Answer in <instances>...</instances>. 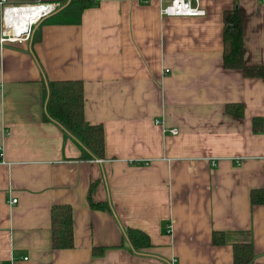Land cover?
<instances>
[{
  "label": "crops",
  "instance_id": "0c3cea01",
  "mask_svg": "<svg viewBox=\"0 0 264 264\" xmlns=\"http://www.w3.org/2000/svg\"><path fill=\"white\" fill-rule=\"evenodd\" d=\"M67 1L0 0V33L4 2ZM165 1L94 0L80 24L45 23L50 14L33 41L0 45V264H235L236 242H252L264 264V204L251 201L264 188V80L224 65V12L237 6L245 62L264 64V0H202L199 17H164ZM45 76L83 81L102 161L80 160L44 121ZM90 188L115 214L92 208ZM55 204L73 209L72 248L52 246ZM129 227L152 246L134 253Z\"/></svg>",
  "mask_w": 264,
  "mask_h": 264
},
{
  "label": "trees",
  "instance_id": "16d2710c",
  "mask_svg": "<svg viewBox=\"0 0 264 264\" xmlns=\"http://www.w3.org/2000/svg\"><path fill=\"white\" fill-rule=\"evenodd\" d=\"M94 0H68L45 20L52 24H80L86 8L94 5ZM245 16L240 7L224 12V65L229 69H240L246 77H258L264 80V64H247L244 50ZM33 37V34H32ZM31 37L30 40L33 41ZM40 36L35 37L38 41ZM32 54L39 64L35 50ZM85 91L82 80H49L44 77V121H52L60 125L73 138L81 149L80 160L102 159L105 157V133L102 124H94L85 118ZM228 113L242 117L244 107L241 104H228ZM263 120L255 118V129L262 127ZM93 187V184H92ZM92 208L109 210L115 214L109 200L96 202L89 193ZM253 204H264V188H256L251 193ZM52 246L54 249L74 247L73 209L68 204H55L52 207ZM124 237L134 253H142L152 246L148 233L138 228H123ZM213 242H224V233L215 231ZM235 264H253L255 250L252 242H236L233 244ZM96 255L102 254L104 248L95 247Z\"/></svg>",
  "mask_w": 264,
  "mask_h": 264
},
{
  "label": "built area",
  "instance_id": "2783aa9c",
  "mask_svg": "<svg viewBox=\"0 0 264 264\" xmlns=\"http://www.w3.org/2000/svg\"><path fill=\"white\" fill-rule=\"evenodd\" d=\"M59 2H40L34 4H10L2 3L0 45L16 43L31 39L33 29L45 17L60 8ZM161 15L164 17L206 16L207 10L202 6V0H166L161 7ZM1 85V84H0ZM173 134L179 132L178 128L169 130ZM0 155L3 148L0 146ZM102 161L103 159H96ZM215 165V162H213ZM13 199L11 203H16ZM170 231V227L168 228Z\"/></svg>",
  "mask_w": 264,
  "mask_h": 264
}]
</instances>
